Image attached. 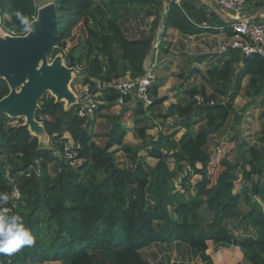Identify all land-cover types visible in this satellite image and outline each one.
<instances>
[{"label":"trees","instance_id":"1","mask_svg":"<svg viewBox=\"0 0 264 264\" xmlns=\"http://www.w3.org/2000/svg\"><path fill=\"white\" fill-rule=\"evenodd\" d=\"M48 1L56 3L60 25L54 42L58 48L53 46L49 55L67 50L70 66L83 64L77 51L85 56L81 82L100 93L101 100L93 118H80L75 105L66 109L64 101L45 95L36 118L50 135L49 148L40 147L24 121L12 125L15 118L0 115V194L9 195L4 207L10 214L22 215L35 237L31 246L10 256L0 254V264H155L143 254L155 244L169 249L186 246L189 255L204 264H215L209 244L236 247L250 264H264V128L258 143L239 144L240 156L234 164L224 156V145L216 152L207 149L209 137L218 134L234 112L244 79L249 77L245 95L264 92V58L237 49L222 53L219 63L201 75L200 88L192 85L184 92L188 99L171 105L169 114L177 118L176 126L185 129L179 139L177 131L151 136L147 126L140 125L151 115L139 103L136 108L126 105L118 116L109 117L111 127L101 146L95 141L94 124L119 97L111 84L126 75L144 76L146 60L154 49L155 27L148 37L130 38L120 23L123 18L144 14L156 18L155 26L163 22L160 60L168 55L164 43L170 29L184 36L220 31L204 28L187 0H181V5L174 0ZM38 9L37 0H0L4 26L16 34L27 32ZM79 25L85 36L70 50L68 40ZM226 30L234 35L230 26ZM156 52L152 59L159 58ZM240 63L243 68L238 70L235 66ZM197 73L202 72L196 67L186 80ZM205 81L212 86L211 94ZM9 91L7 82L0 79V99ZM150 93L156 97L149 109L153 112L168 97H158V86H152ZM197 94L205 97V104H197ZM227 94V101L210 104L211 99ZM123 119L137 125L141 145L124 143L129 127ZM66 134L80 144L77 167L64 156ZM118 152L124 153L127 162L118 161ZM148 158L157 163L151 165ZM217 166L223 169L212 181L211 169ZM239 170L243 186L235 191ZM195 176L200 179L193 184ZM15 189L20 191L19 199L13 198ZM234 219H239L246 235L230 231L227 222ZM181 260L184 263L186 256Z\"/></svg>","mask_w":264,"mask_h":264},{"label":"rangeland","instance_id":"2","mask_svg":"<svg viewBox=\"0 0 264 264\" xmlns=\"http://www.w3.org/2000/svg\"><path fill=\"white\" fill-rule=\"evenodd\" d=\"M166 1V0H165ZM48 0H37V4L39 7H42L43 5L49 3ZM156 18L154 16L148 17L144 14L140 15H134L130 14L128 17L123 18L120 23L123 26L125 32L127 33L128 37L130 38H138V37H148L150 36V33L152 32L153 27L156 30V36L155 38L159 37L161 35V23L159 25L155 26ZM162 21V19H161ZM176 29H170L168 31V34L166 36L165 40V47L168 49V55L165 56L164 59L156 61L155 58H153L154 51L157 50L156 55L157 57L162 55L163 50L162 48H159V46L153 49L149 57L153 62H156V66L152 68L153 73L156 77V82L153 84L154 86H158V97H168V100L164 102L162 105L158 106L154 109L152 112L148 109L149 115L152 116L151 119L144 121L140 125H146L147 131L150 133L151 136L158 137L160 132L170 133V132H176V137L179 139L183 133L185 132L184 128H178L176 126V117L169 114L170 105L175 103L177 101L178 103L184 102L189 97L184 93L188 88H190L192 85H197L198 87L202 84L203 78L199 75H195L192 78L186 80V74L190 73L192 69L195 68V66L205 68L209 67L211 64L205 65L204 61L202 65L199 66L198 59L199 57H205L213 55L215 56L217 52H220L221 46L226 43L228 40L226 39H218L212 36H202V37H190V36H184L180 35L175 32ZM80 36L84 37L85 32L84 28L77 26L71 38L68 40L67 48L70 50L78 47L79 45V39ZM155 41V39H154ZM160 39H158V42ZM210 49H209V48ZM80 48V47H79ZM77 48L78 50H81ZM56 50V49H54ZM230 50V49H229ZM77 56L79 58H82L84 66L87 64L86 58L81 57L79 52L77 51ZM148 57V58H149ZM65 59L70 63L69 61V53H65ZM76 65L79 64V62L75 63ZM206 71V70H205ZM185 76L180 78L181 74ZM82 73V72H81ZM202 75V74H201ZM82 76L78 77L76 81H81ZM207 84V93L211 94L213 91L212 86ZM164 86V87H163ZM176 88V89H175ZM200 88V87H199ZM92 91V90H91ZM177 91V92H175ZM243 92V91H242ZM177 93V95H175ZM101 95L100 93H98ZM244 94V93H243ZM202 95V94H201ZM242 96V95H240ZM239 96V97H240ZM238 97V98H239ZM238 102L235 103V110L234 112L229 116L226 125L224 128L218 133L213 134L209 137L208 143H207V149L211 152H216L219 149H221V145L225 146V152L224 156L228 158V160L231 163H235L237 159L239 158V145L238 142L247 141L249 144H254L259 142V138L262 136V130L264 128V111H261V113H257L255 115L248 114L246 110H248V106H246L245 101L246 97L242 96ZM227 98H229L228 94L226 96H219L217 100L224 101ZM98 100L100 101L101 98L98 97ZM176 102V103H177ZM130 104L133 108H136L139 103H137V100L135 97L127 98V102L124 105L119 104V102L116 101V104H114L111 108H107L104 110L102 115H98L96 118V122L94 124V133H95V141L101 146H104L106 143L107 137L106 133L109 131L111 127V121L109 119L110 115L118 116L120 112H122L123 108ZM151 111V112H150ZM168 114V117L166 115ZM256 116V117H255ZM125 119H123L124 121ZM238 120H240L238 122ZM24 121V119H12L11 124L16 125ZM204 123V121L199 122ZM124 124L129 127L127 135L125 136L124 143L128 145H134L135 147L141 145L142 141L141 139L136 135L135 129L137 125L131 120H125ZM199 125L195 126V129ZM235 139V140H234ZM230 140V141H229ZM42 146L45 145L46 140L41 139ZM141 155H143V151L140 152ZM117 159L119 162H127L124 156L123 152H118L116 154ZM148 162L151 165H155L157 161L155 159L148 158ZM170 167H173V163L170 162ZM222 167H215L214 169H211V176L212 181H215L218 175L222 171ZM239 179L235 182L236 187L235 191H240L243 186V180L241 179V171H238ZM193 184L196 182V180H199V176H195L193 178ZM248 210L247 207H244V211L246 212ZM205 212V210H204ZM207 217V215H206ZM206 220H209L208 218H205ZM239 219L230 220L227 222V226L230 228V231L234 233L235 235H246V232L243 230V227H241L240 223L238 222ZM159 223V222H158ZM157 223V224H158ZM160 224V223H159ZM252 231V230H251ZM253 232V231H252ZM210 245L209 253L212 255L215 264H231V263H238L241 264H250L243 256L242 250L239 251L238 248L230 247V248H218ZM238 249V250H237ZM145 251V252H144ZM143 251L144 256L151 261H153L155 264H204L200 258H192V255H189L188 249L186 246H174L171 249L164 245L155 244L149 248H146ZM186 256L187 260L182 263L181 256ZM223 257L226 259L219 263L217 261V256ZM44 264H61L59 261H50L46 262Z\"/></svg>","mask_w":264,"mask_h":264},{"label":"water","instance_id":"3","mask_svg":"<svg viewBox=\"0 0 264 264\" xmlns=\"http://www.w3.org/2000/svg\"><path fill=\"white\" fill-rule=\"evenodd\" d=\"M162 26L163 22L161 29ZM59 31V13L53 1L39 7L24 34H12L0 25V79H4L10 89L0 99V115L24 119V125L38 137L42 148L50 147V135L36 118L41 99L51 94L56 102L64 101L66 109L77 103L71 82L79 70L67 65L63 52L50 59L49 51ZM159 37L155 38L154 44L158 43ZM151 61L150 57L146 61V72ZM103 85L101 82L100 87ZM41 139L46 140L43 146Z\"/></svg>","mask_w":264,"mask_h":264},{"label":"built area","instance_id":"4","mask_svg":"<svg viewBox=\"0 0 264 264\" xmlns=\"http://www.w3.org/2000/svg\"><path fill=\"white\" fill-rule=\"evenodd\" d=\"M174 1L181 5V0ZM202 1L216 4L221 13L229 12L231 14V17L228 19V26L233 29L234 35L221 46L220 53H225L229 51V49H237L244 55L258 54L264 58V21H251L245 15L246 0ZM0 25L5 28L4 19L1 15ZM6 30L9 31L8 29ZM9 32L16 34L13 31ZM154 42L153 48H157L159 42L157 44H154ZM54 48L57 49L58 46H54ZM66 52L67 50H63L64 54ZM52 57L53 56L50 55V59H52ZM153 67L154 64L151 63L149 70L145 72L142 77L132 78L130 75H126L113 81L111 86L119 92V97L117 99L119 104L124 105L127 102V98L135 97L137 103H141L146 110L154 105L156 97L150 93V88L156 81V77L152 70ZM76 68L79 70V74L78 76L74 75L71 82V87L77 95V103L75 105L76 113L80 118H93L99 105V94L91 91L90 87L83 84L81 81H76L84 69V64H78L76 65ZM228 99L229 98L224 101H227ZM195 100L199 105L206 103L205 97L201 94H197ZM217 101V99H211L210 104H215ZM65 137L68 138V141L65 145L64 156L73 167H77L81 162L77 157L80 144H76L67 134ZM58 154L60 155V153ZM12 195L13 198L17 199L21 197L18 189H15Z\"/></svg>","mask_w":264,"mask_h":264},{"label":"crops","instance_id":"5","mask_svg":"<svg viewBox=\"0 0 264 264\" xmlns=\"http://www.w3.org/2000/svg\"><path fill=\"white\" fill-rule=\"evenodd\" d=\"M187 2L189 3V5L191 7H193L195 9L194 11H197L198 19L201 21V24L203 25L204 28L214 27L215 29H218L220 31L218 34H214V33L210 32V31H208V32H202V33H199V34L191 35L190 37H202V36L206 35V36H212V37H215V38H218V39L230 40L231 36H229L227 34V30H226V28H228V25H229L228 19L231 17V14L229 12L221 13V11L219 10V7L216 4H212V3H209V2H206V1H202V0H187ZM245 15L251 21H255V22L264 21V0H246ZM175 32L180 34L177 30ZM221 54L222 53L217 52L215 56H213V55L206 56L207 58L199 57V59H202V63L199 62V59L197 61L198 63H201V64H199V66L202 65L204 63V61H206V60L209 61V62L208 63L205 62V65L206 66L208 64H211V65L209 67L207 66L205 68H201V67L195 66V68L197 67L198 69H200L201 72H202L201 74H205L208 69H210L211 67H213V66H215L216 64L219 63ZM159 59L160 58H156L155 60L158 61ZM151 62H152V64H154V66H156V62H153V60ZM235 67L239 70V69L243 68V64H241V63L240 64H236ZM145 68H146V63H145ZM188 74H186V76ZM201 74L197 73V74H194L193 76L199 75L201 77ZM184 76H185V72H184ZM155 77H157V76H155ZM180 78H182V77H180ZM182 80H183V78H182ZM155 82H154V84H155ZM248 82H249V77H246L244 79V81H243V87L246 88ZM152 86H154V85H152ZM159 88H158V90H159ZM245 88H243V90H242L243 92L241 93V95L245 96L247 98L246 101H245V104L249 108H248V110H246V112L248 114H252V115L256 114V116H257V113H261V111H264V92L261 93V94H258L257 96H250L249 97V96L243 94L245 92ZM175 92H177V91H175ZM175 95H177V93H175ZM242 96H240L239 98L237 97L236 99L237 100H239L240 98L243 99ZM237 100H235L234 103L238 102ZM176 102L177 101H175V103H173V104H176ZM110 116H112V115H110ZM151 118H152V116H151ZM240 143L241 142H238V145ZM239 251H240V249H239ZM223 256L224 255H222V258L225 261L226 259Z\"/></svg>","mask_w":264,"mask_h":264},{"label":"clouds","instance_id":"6","mask_svg":"<svg viewBox=\"0 0 264 264\" xmlns=\"http://www.w3.org/2000/svg\"><path fill=\"white\" fill-rule=\"evenodd\" d=\"M67 65L69 64L67 63ZM72 66L76 67V65ZM94 92L96 93V90ZM9 200L10 197L7 193L0 194V254L10 256L24 246L33 245L35 237L26 226L25 218L22 215L18 213L10 214L8 208L4 207V205L8 204Z\"/></svg>","mask_w":264,"mask_h":264}]
</instances>
